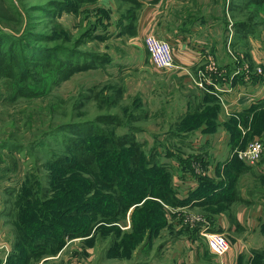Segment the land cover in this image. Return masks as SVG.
Returning <instances> with one entry per match:
<instances>
[{
	"label": "rangeland",
	"instance_id": "1",
	"mask_svg": "<svg viewBox=\"0 0 264 264\" xmlns=\"http://www.w3.org/2000/svg\"><path fill=\"white\" fill-rule=\"evenodd\" d=\"M213 1L215 3V0ZM213 1L203 0V6L211 5L207 9L213 10ZM132 5L121 0H0V54L7 55L10 50H14V57L0 60V182L3 186L10 188V184L18 183V187H22L24 183L30 184V176L35 175L41 179L36 181L37 185L49 187L53 181L48 180L47 174H60V170L66 172L67 170L63 171L67 166L64 163L82 158L84 151L92 152L94 149L98 151L91 155L97 157L98 165L93 167L97 168L102 176V165L114 150V155L119 151L121 156L128 159L134 151V148L129 146L115 147L109 134L128 138L132 135L141 145L140 152L148 166H164V162L170 160L168 154L178 159V156L181 158V151L191 152L192 149L188 146L177 142L178 135L192 134L190 137L196 140L203 142L207 138L209 143H212L215 138L219 139L220 131L224 130L230 134V126H234L235 133H240V141L244 136L247 138L244 146L252 140L264 138V116L257 119L259 126H250L253 121L248 117H229L227 126H149L148 116L139 113V110L144 112L143 106L142 109L138 106L147 100V91L159 88L161 90L164 79L161 70L150 61L147 50L140 56L128 40L135 36L138 15L136 14L134 19L130 17L129 12L134 8ZM226 8L230 22L234 21L235 34L236 24L246 21L254 24L252 35L256 36H252V39L264 37L263 5L256 6L247 0H229L228 7L222 1L218 6L215 5L214 10L223 11ZM85 31H89L87 36L83 35ZM148 34L144 35L143 44ZM117 38L127 42L123 43ZM21 41L28 44L24 46L26 51ZM239 49L243 51L242 47ZM135 57L144 58L146 62L143 67L119 75L122 70L116 64L119 61L129 62ZM235 58L238 60L237 53ZM248 59L250 63L240 61L250 64L248 67L251 76L261 75L263 78L264 69L262 72L251 56ZM19 62H22V67L26 68L28 74V79L21 84L22 87L18 85L17 77L6 76L10 70L19 74ZM76 64L78 67L74 68H80L79 70L73 71L70 77L53 85L58 66L66 68ZM26 85L30 90L32 88L33 92L39 93L20 94V90ZM218 111V108L207 107L203 113L214 114ZM111 117L115 121H110ZM254 127H258L260 131H253L251 135ZM173 133L177 134L176 138H173ZM238 144L242 145L241 142ZM222 145L224 152L228 151L227 146L224 143ZM233 151L235 148L231 151V155L235 156ZM57 156L62 164L60 167L51 161ZM199 156L201 155L196 152L190 154L188 159L196 168L201 169V165L197 164L200 161ZM73 163L77 169L84 167L79 166L76 161ZM141 166H145L144 163H141ZM195 167L192 166L191 169L194 170ZM55 168H58V171H52ZM27 173L28 180L25 176ZM72 174L73 171L67 176L62 173L58 186H62L63 179H72ZM91 174L75 173L73 180L69 181L72 188L70 195L85 193L80 197L75 196V202L92 199L101 191L102 187L97 178L95 180ZM241 174H233L230 178L237 200L228 206L219 205L196 210L187 208L179 212L166 208L168 213H172L168 216H165L164 206L163 215L159 216V224L156 227H153L150 221L135 223L136 216L145 214V211L134 214L133 208L129 216L128 208L117 203L125 211L124 214L117 217V221L107 222L105 226L118 227L120 235L112 242L111 232L108 230L115 228H107L104 236L96 232L93 237L84 240L94 257L89 258L86 252V258L77 259L73 264H104L102 259L107 264H162L165 261L164 251L160 250V243L165 237L162 232L176 226L187 234H197V238L202 239L212 253L205 234L216 233L217 231L210 230L209 226L227 213L229 224L239 215L251 227L248 233H235L230 229H227V234L217 232L225 236L228 249L223 254L212 253L213 256L223 257L231 253L235 249V242L231 240L233 236L239 239L247 238L250 247L261 246L264 242V228L259 230V227L264 225V178L253 179L249 176L247 181L242 180ZM241 182H250L252 188H241ZM242 191L250 196L251 201L242 199ZM52 194L54 193H47L48 196ZM156 194L155 191L153 195ZM154 200L165 203L160 198ZM147 203H142L136 209L145 210ZM201 226L206 227L199 231ZM122 236L124 239L120 241ZM100 241L104 243H99ZM125 243V248L130 247V251L121 249ZM249 252L251 255L239 254L236 264L264 263V250L260 252L253 249ZM52 260L54 259L43 261V264H49ZM55 260L58 264H64L61 256L55 257Z\"/></svg>",
	"mask_w": 264,
	"mask_h": 264
},
{
	"label": "crops",
	"instance_id": "2",
	"mask_svg": "<svg viewBox=\"0 0 264 264\" xmlns=\"http://www.w3.org/2000/svg\"><path fill=\"white\" fill-rule=\"evenodd\" d=\"M136 1L140 7L135 22V36L128 39L134 50L142 56L146 50L143 37L152 33L171 44L175 64L173 69L160 71L164 79L161 90L159 88L147 91V100L138 106L141 109L143 106L144 112L139 110V113L148 116L149 126H227L229 117L251 118L254 112L264 106V76H251L248 67V58L251 56L263 72L264 37L252 39L249 33L247 38L244 32L235 34V24L234 21L230 22L227 8L223 11L214 10L215 5L218 6L222 1L228 7L229 0H215V3L212 0L215 4H212L213 10L207 9L211 5L203 6V0ZM125 42L127 40L123 43ZM239 47H242L243 51H240ZM236 53L238 60L235 58ZM145 62L144 58L135 57L129 62L119 61L116 65L122 70L119 75H123L128 70L142 68ZM207 107H215L219 111L214 114L203 113ZM220 132L219 139L215 138L212 143H209L206 137L201 142L190 137L192 134L178 135L176 138L177 134L173 133V138L175 137L178 143L185 144L192 150L189 153L181 151V158L178 156V159L168 154L170 160L167 159L163 164L170 173L173 195L180 201L178 204L163 203L165 209L171 208L179 212L187 208L196 210L219 205L228 206L237 200L235 187L230 183L233 174L242 173V180H247L249 176L253 179L264 178V155L254 165L237 160L239 167H235L232 164L235 156L231 155L233 148L230 144V134L224 130ZM223 143L228 151L224 152ZM196 152L201 155L200 161L197 162L201 169L196 168L188 159L190 154ZM192 166L195 167L194 170L191 169ZM1 179L2 176L0 181ZM10 185L8 188L0 182V264H5L7 256L13 250L12 200L20 187L18 183ZM243 187L252 188L250 182L242 183L241 188ZM240 194L243 200L251 201L245 192ZM136 205L128 209L129 216ZM227 214L212 222L209 229L226 234L227 229L235 233L249 232L251 226L242 217L237 215L235 221L229 224ZM168 215L172 213H168L166 209L165 216ZM204 227L206 226H201L199 231ZM260 228H264V225H260L259 230ZM162 234L165 236L160 243V250L163 249L165 258L162 264H236L239 254L251 255L250 250H264V242L261 246L250 247L247 238L239 239L233 236L231 240L235 242V249L227 256L219 257L213 256L204 241L197 238V234L193 232L187 234L176 226L168 228ZM90 237L91 235L66 237L59 251L54 255L43 256L33 264H43V261L60 256L64 264H73L77 259L86 258V252L89 258H93L94 255L90 254L91 248L84 244V240ZM101 262L107 264L103 259Z\"/></svg>",
	"mask_w": 264,
	"mask_h": 264
},
{
	"label": "trees",
	"instance_id": "3",
	"mask_svg": "<svg viewBox=\"0 0 264 264\" xmlns=\"http://www.w3.org/2000/svg\"><path fill=\"white\" fill-rule=\"evenodd\" d=\"M121 1L130 2L134 5H132L134 7L132 11L129 12L130 17L134 19L140 4L136 0ZM247 2L256 6L263 5L264 8V0H247ZM122 17L124 18V13ZM89 31L91 32V29ZM89 31H85L83 35L87 36ZM236 31L241 34L244 32L245 37H247L248 33H250L251 36H256L252 35L254 33V24L250 22L242 21L237 23ZM21 44L23 45L24 51H26L24 46L28 44L25 42L23 43V41H21ZM13 54V49L10 50V54H7L8 56L0 54V60L3 61L2 59L14 57ZM68 61L70 60L68 59ZM19 64L20 65L17 66L19 74L10 70L6 76L17 77V82L20 83H18V85L22 87L21 84H23L25 79H28V74L26 73V68L22 67V62H19ZM74 67H78V65L66 66V68L58 66L56 79L53 85L62 79H67L73 71L80 69ZM42 85L44 86L45 84ZM20 91L19 93L24 95H36L39 93L38 91L33 92L32 88L30 90L28 85ZM261 108H264V106ZM260 116H264V110H259L252 114L251 120L253 123L250 126H259L257 124V119H259ZM110 121L115 120L111 117ZM257 128L258 127H254L251 135L254 132L260 131ZM230 131L231 147L233 149L235 148V150L244 147L247 138L244 136L240 141V133H235L236 130L234 126H230ZM109 136H111L109 138L115 147L121 148L129 146L134 148V151L132 156L128 159V157L121 156L119 151L118 154L114 155L116 151L114 150V153H112L110 158L105 160L102 165V176L99 175V170L93 167L98 165L97 157L91 155L94 154L93 152L98 151V149H94V151L91 150L92 152L84 151L82 153V158L64 163L67 164L63 170H67L66 172L60 170V174H47L48 180L53 181L51 186L41 187V185H37L36 181L41 179L33 175L34 177L30 176L29 178V181H31L30 184L24 183V185L20 187L18 193L12 200L13 211L11 222L13 226V250L7 256L5 264H33L43 256L54 255L63 246L65 237L67 236L74 238L91 234V237H93L96 232H99L100 236H104V231L107 228L113 227L115 229L108 230L111 232L110 237L113 242L115 237L120 235L118 234V227L113 225L106 228L105 224L107 222L112 223L117 221V217L124 214L125 211H123L118 204H122L129 209L133 205L147 201L148 203L145 210H143L144 208L140 210L136 209L139 205L134 207V214L139 211H145V214L136 216L135 223L150 221L151 225L156 227V225L159 224V216L163 215V206L154 199L160 198L162 201L169 204H178L180 202L173 195L174 192L170 186L169 171L166 167L161 165L148 166L147 162L142 158V153L139 148L141 145L132 135H130L129 138L126 136L114 137V134H109ZM239 142H241V146H239ZM234 158L232 164L238 168L237 160L239 159L236 156ZM51 161L52 164L58 165L57 167L62 165L60 157L58 156L52 158ZM75 161L79 166L84 167L75 168L76 165L73 163ZM141 163H144L145 166L142 167ZM52 171H58V168ZM72 171V179L65 178L62 180V186H58V180H61L62 173L64 176H67ZM87 172L92 173L91 175L94 179L97 178L98 183L102 187L101 191L96 193V197L92 199L87 198L85 200L83 199L81 202H75V196L80 197L85 193L75 196L70 195L72 188L69 181L73 180L75 173H80L82 175ZM28 175L27 173L25 176L27 177ZM155 191L157 194L153 195ZM50 192L54 194L48 196L47 193ZM151 197L155 198L153 199ZM131 235H133V233ZM133 237L134 236H132L131 239H133ZM123 239L124 237L122 236L120 241H123ZM126 243L121 249L130 251V247L125 248ZM260 252H263V250H260Z\"/></svg>",
	"mask_w": 264,
	"mask_h": 264
},
{
	"label": "built area",
	"instance_id": "4",
	"mask_svg": "<svg viewBox=\"0 0 264 264\" xmlns=\"http://www.w3.org/2000/svg\"><path fill=\"white\" fill-rule=\"evenodd\" d=\"M144 45L150 61L160 70H169L175 67L172 46L169 42L160 39L154 34L144 38ZM235 156L247 164L257 163L264 154V138L250 141L243 148L234 151ZM209 248L214 254H223L228 249V242L221 233H206ZM49 264H58L54 259Z\"/></svg>",
	"mask_w": 264,
	"mask_h": 264
}]
</instances>
